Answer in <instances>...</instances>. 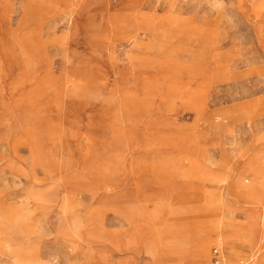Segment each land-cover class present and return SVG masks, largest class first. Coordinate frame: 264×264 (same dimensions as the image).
I'll list each match as a JSON object with an SVG mask.
<instances>
[{
    "label": "rangeland",
    "instance_id": "374dc122",
    "mask_svg": "<svg viewBox=\"0 0 264 264\" xmlns=\"http://www.w3.org/2000/svg\"><path fill=\"white\" fill-rule=\"evenodd\" d=\"M216 246L264 264V0H0V264Z\"/></svg>",
    "mask_w": 264,
    "mask_h": 264
},
{
    "label": "built area",
    "instance_id": "2783aa9c",
    "mask_svg": "<svg viewBox=\"0 0 264 264\" xmlns=\"http://www.w3.org/2000/svg\"><path fill=\"white\" fill-rule=\"evenodd\" d=\"M206 264H224L221 256V248L219 246H216L211 251L210 259ZM239 264H249V263H239Z\"/></svg>",
    "mask_w": 264,
    "mask_h": 264
},
{
    "label": "bare ground",
    "instance_id": "6f19581e",
    "mask_svg": "<svg viewBox=\"0 0 264 264\" xmlns=\"http://www.w3.org/2000/svg\"><path fill=\"white\" fill-rule=\"evenodd\" d=\"M204 248H205V246H202V248L199 249V255H200V258H201V259H202V257H203Z\"/></svg>",
    "mask_w": 264,
    "mask_h": 264
}]
</instances>
